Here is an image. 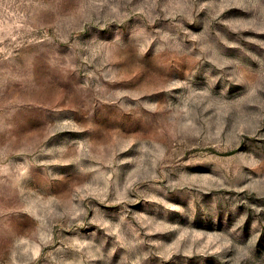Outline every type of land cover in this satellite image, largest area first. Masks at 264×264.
I'll return each mask as SVG.
<instances>
[{"label":"rangeland","instance_id":"374dc122","mask_svg":"<svg viewBox=\"0 0 264 264\" xmlns=\"http://www.w3.org/2000/svg\"><path fill=\"white\" fill-rule=\"evenodd\" d=\"M0 264H264V0H0Z\"/></svg>","mask_w":264,"mask_h":264}]
</instances>
